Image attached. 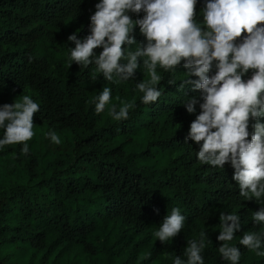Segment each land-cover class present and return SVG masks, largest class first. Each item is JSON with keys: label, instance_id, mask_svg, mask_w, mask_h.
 <instances>
[{"label": "trees", "instance_id": "16d2710c", "mask_svg": "<svg viewBox=\"0 0 264 264\" xmlns=\"http://www.w3.org/2000/svg\"><path fill=\"white\" fill-rule=\"evenodd\" d=\"M99 2L0 0V107L24 95L40 105L29 153L20 154L23 144L0 149V264H173L177 255L186 262L188 241L200 239L201 231L190 227L195 222L214 232L204 231V264H231L219 253L221 213L240 215L241 228L228 242L240 249L239 264H264V256L239 244L245 232L264 234V222L252 221L264 204L239 195L231 162L224 168L201 164L200 145L185 139L202 111V90L194 91L192 83L199 77L188 76L183 61L174 71L158 67L161 96L144 104L137 88L148 78L143 57L134 76L119 84L108 82L94 64H71L75 43L68 37L90 34ZM207 2L197 0L196 8ZM128 15L134 20V12ZM133 34L131 50L146 44L139 25ZM38 36L51 52L32 47ZM94 51L98 56L103 48ZM103 87L111 88V99L97 114L93 100ZM192 96L198 103L190 114L183 102ZM133 101L127 120L109 115L112 105L119 111L122 102ZM5 130L0 128V138ZM49 132L67 146H50ZM173 208L185 217L184 226L161 242L154 233Z\"/></svg>", "mask_w": 264, "mask_h": 264}, {"label": "clouds", "instance_id": "9594fccd", "mask_svg": "<svg viewBox=\"0 0 264 264\" xmlns=\"http://www.w3.org/2000/svg\"><path fill=\"white\" fill-rule=\"evenodd\" d=\"M196 3L197 0H100L90 17V34L83 40L75 33L68 37L75 43L70 62L83 68L94 64L108 82L119 84L134 76L140 66L138 58L143 57L148 78L139 82L137 88L143 93L141 102L150 104L161 96L157 86L162 76L157 68L174 71L183 61L187 75L199 77L192 82L193 90H202L203 98L202 111L191 123L185 139L200 145L197 159L201 164L224 168L231 162L239 195L264 204V123L260 122L264 117V0H208L203 10V27L195 19ZM141 11L146 13L142 19L133 20L128 15ZM136 25L147 42L131 50V45L136 44ZM242 36L243 41L237 44V38ZM101 46L103 51L97 56L94 49ZM214 61L217 71L209 76ZM250 69L254 70L253 75L245 81L243 76ZM111 93V88L103 87L94 98L97 114L105 111ZM183 103L191 114L196 111L198 100L192 96ZM134 107V101L122 102L119 111L112 105L109 115L115 121L127 120ZM39 111L40 105L28 95L0 107V128L6 129L0 138V149L23 144L20 154L27 155V142L35 135L34 114ZM47 135L53 143H61L54 132ZM184 221L179 208H173L154 236L169 242L181 232ZM252 221L256 225L264 222V207L252 213ZM240 228V215L220 214L217 239L223 243L219 253L231 264H239L241 258L240 249L228 243ZM199 235V241H188L184 251L187 261L177 255L173 264H204L201 253L207 233L201 231ZM262 240L264 234L245 232L239 244L264 256Z\"/></svg>", "mask_w": 264, "mask_h": 264}, {"label": "rangeland", "instance_id": "374dc122", "mask_svg": "<svg viewBox=\"0 0 264 264\" xmlns=\"http://www.w3.org/2000/svg\"><path fill=\"white\" fill-rule=\"evenodd\" d=\"M204 8L205 6L196 8V17L198 18V20H200L202 25H203V19H204L203 17ZM145 15L146 13L143 11H141L140 13H134V20L142 19ZM31 45L33 48H39L46 52H51V48L48 46V42L42 36H38L35 39H33V41H31ZM63 61H66V60H64L63 58ZM47 142L50 144V146L55 147V148H64L67 146V142L64 139H61V143L59 145L53 143L50 137L47 140ZM190 227L196 233H199L200 231H206L207 233H214L210 227L205 226L199 222H195L194 224L190 225Z\"/></svg>", "mask_w": 264, "mask_h": 264}]
</instances>
